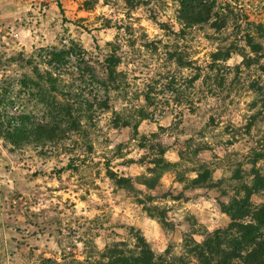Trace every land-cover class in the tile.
I'll return each instance as SVG.
<instances>
[{"label":"rangeland","instance_id":"374dc122","mask_svg":"<svg viewBox=\"0 0 264 264\" xmlns=\"http://www.w3.org/2000/svg\"><path fill=\"white\" fill-rule=\"evenodd\" d=\"M11 2L8 19L0 21V88L30 76L8 59L71 44L91 64L118 57L121 87L106 94L85 89L92 102L107 98L108 109H94L91 119L78 121V132L59 134L45 146H12L0 137L11 170V183L0 186V264H37L41 257L82 261L112 241L133 245L130 228L155 254L170 248L179 256L184 236L200 243L204 233L226 228L229 219L218 202L250 184L252 155L264 153V0H216L214 11L226 22L221 30L211 23L181 26L178 0ZM247 36L257 53L245 47ZM62 81L79 87L77 78ZM12 106L14 115L10 105L2 109L7 117L29 114L42 121L41 105L26 93ZM5 123L2 118V129ZM157 146L178 166L154 191L135 184L129 192L108 179L107 165L119 177L146 176ZM201 165L218 187L186 189L175 181L195 178ZM256 168L264 173V161ZM236 172L240 182L233 180ZM147 195L155 201L148 203ZM251 200L264 204V192ZM153 207L164 212L168 228L159 224V212L149 217L145 209Z\"/></svg>","mask_w":264,"mask_h":264},{"label":"trees","instance_id":"16d2710c","mask_svg":"<svg viewBox=\"0 0 264 264\" xmlns=\"http://www.w3.org/2000/svg\"><path fill=\"white\" fill-rule=\"evenodd\" d=\"M178 4L177 20L185 28L211 23L214 29L221 30L226 25L222 15L214 11L216 0L204 3L201 0H178ZM245 47L253 53H257L259 48L249 36ZM6 63L30 73V76L25 74L20 80H11L8 86L0 88V120L5 118L7 123L5 129L1 127L3 124L0 125V137L12 146L41 141L45 146L58 139L59 134L78 132L80 119H91L94 109H108L107 98L100 104H97V100L94 103L86 98V90L93 89L94 86L98 89L97 92L106 94L110 90L118 91L121 87V73L117 71L120 64L118 57L111 55L102 63L91 64L87 61L86 52L76 44L67 48H40L31 56L19 55L8 59ZM64 77L77 78L79 87L68 88L62 81ZM16 89L19 92H15ZM25 93L41 105L42 121L37 122L38 119L29 114L7 117V112L2 110L10 105V111L13 115L16 114V108L12 104L16 99L19 100L20 96H25ZM140 119L145 120L146 117ZM114 126H118L117 119ZM127 126V123H123V127ZM156 153V158L148 162L152 167L147 168L146 176L135 179L119 177L108 165L106 175L116 187L126 191H134L135 184L147 191H154L162 175L174 172L178 166L163 158V148L157 146ZM259 161H264L262 151L252 155L250 184L241 183L233 190L234 194L228 202H218L220 211L229 219L227 227L204 233L200 243L191 236H184L182 254L179 256L172 254L170 248L162 254H155L143 236L130 228L133 245L120 240L112 241L103 250L94 249L87 252L82 261L74 257H63L60 261L41 257L37 264H264V204L256 205L251 200L253 196L264 192V173L256 168ZM193 172L195 178L185 180L178 177L175 181L184 184L186 189H212L219 186V181L217 184L212 180V174L205 165L199 166ZM233 180H242L239 172L235 173ZM222 195L226 196L225 193ZM170 197L172 200L177 199ZM145 200L153 203L155 197L147 195ZM145 211L151 218L152 211L159 212V224L163 229L169 227L162 210L153 207L146 208Z\"/></svg>","mask_w":264,"mask_h":264},{"label":"crops","instance_id":"0c3cea01","mask_svg":"<svg viewBox=\"0 0 264 264\" xmlns=\"http://www.w3.org/2000/svg\"><path fill=\"white\" fill-rule=\"evenodd\" d=\"M12 5L11 0H0V21L3 22L4 20L8 19L9 17V9ZM7 6V10L3 9ZM0 22V23H1ZM5 30V28L0 27V33L5 34L2 32V30ZM8 163H9V155L7 154L6 150L4 149L3 146L0 144V186L2 184H8L11 183V170L8 168ZM0 206H1V201H0ZM1 211V208H0ZM3 232V225L1 221V212H0V236L1 233Z\"/></svg>","mask_w":264,"mask_h":264}]
</instances>
